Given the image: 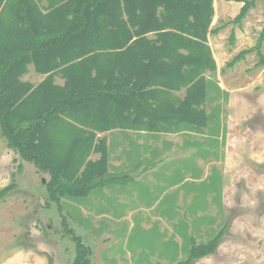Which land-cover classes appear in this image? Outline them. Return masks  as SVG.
Segmentation results:
<instances>
[{
	"label": "trees",
	"instance_id": "obj_1",
	"mask_svg": "<svg viewBox=\"0 0 264 264\" xmlns=\"http://www.w3.org/2000/svg\"><path fill=\"white\" fill-rule=\"evenodd\" d=\"M213 1L0 0V136L48 176L44 187L52 203L60 208L63 198H84L123 179L108 173L105 138L79 135L64 119L95 132L206 127L204 73L216 70L207 38L220 31L211 28ZM228 1L243 3L234 24L256 2L264 5ZM263 40L264 26L255 47L260 65ZM251 51L239 52L228 67ZM30 66L45 76L37 85L22 80ZM56 78L63 84H55ZM181 89L179 99L173 92ZM184 117L190 120L181 122ZM93 153L99 159L89 160ZM13 188L1 189L0 200ZM227 228L207 243L192 238L187 257L177 264L214 254ZM66 230L75 244L72 264H91V249Z\"/></svg>",
	"mask_w": 264,
	"mask_h": 264
},
{
	"label": "rangeland",
	"instance_id": "obj_2",
	"mask_svg": "<svg viewBox=\"0 0 264 264\" xmlns=\"http://www.w3.org/2000/svg\"><path fill=\"white\" fill-rule=\"evenodd\" d=\"M230 4L236 8V2ZM235 8L230 9L232 16L236 14L233 18L224 17V25L228 27L214 43L221 69L217 74L231 98L236 100L239 96L241 111L231 113L232 105L233 108L224 111L231 117L225 123L229 134L225 166L211 171L197 191L199 194L191 198L186 195L185 202L173 203V213L179 218L165 221L175 233L169 234L167 227L160 224L152 230L145 229L140 223L142 219L136 216L142 212L132 219L125 218L127 207L136 204L122 202L123 193L117 190L110 197L99 195L101 189H97L94 195L84 198H63L59 208L49 200L44 187L48 176L21 160L0 136V190L15 186L0 200V264H72L75 244L66 228L91 249V264H162L158 261L162 252L157 251L161 237L165 232L171 242L175 241L180 229L185 242L175 256L180 262L187 257L192 238L197 244L207 243L226 224L227 231L216 252L195 264H264V65L259 64L261 57L255 49L264 26V5L256 2L241 22L242 28L232 23L239 13ZM222 25L218 21L212 26L215 29ZM239 28L237 43L235 38L231 42V36ZM244 50L252 51L229 68L228 64ZM260 52L264 56V40ZM31 68V73L22 80L37 85L45 77L32 73ZM55 81L63 82L60 78ZM221 106L223 109L222 103ZM213 110L207 131L217 134L221 114L220 109ZM205 141L214 143V137ZM119 150H124L123 146ZM212 154V159H216L217 151L212 150ZM200 210L203 211L200 214L194 212ZM122 215L124 218H118ZM203 232L206 233L200 234ZM175 250L173 246L166 253L174 256Z\"/></svg>",
	"mask_w": 264,
	"mask_h": 264
},
{
	"label": "crops",
	"instance_id": "obj_3",
	"mask_svg": "<svg viewBox=\"0 0 264 264\" xmlns=\"http://www.w3.org/2000/svg\"><path fill=\"white\" fill-rule=\"evenodd\" d=\"M230 2L231 1L226 0L213 1L215 14L212 25L218 21H222L223 25L220 27V31L217 34H209L207 38V44L211 49L212 57L216 63V70L215 72L206 71L204 73L207 95L205 103L201 107L205 110L208 120L206 127H203L201 131L185 129L178 132H155L117 128L105 132H95L84 125L69 119H64L66 122L76 126L75 128H71L79 135H82V132H92L96 134V138H105L108 153V173L111 175H120L123 179L121 183H114L107 187L99 188L101 189L99 195L103 193L110 197L116 190L121 191L124 196L122 197L123 199H121L122 202L126 203L130 201L136 204L134 207H127L128 214L125 218L128 217V219H132L135 214H140L142 212L140 216H136L142 219L140 223L145 229L152 230L157 227L158 224H160V226H166L168 229L165 220L179 218V215H174L173 213V203L185 202L184 197L186 195L191 198L199 194L197 191L211 176V171L225 166V162H227L225 150H228L229 134L226 124L227 120L231 117L226 115L224 111L228 110L232 105L234 108L231 106L233 108L231 113L237 114L241 111V103L237 100L239 96L236 97V100L231 98V94H229L230 92L225 87L224 81L217 74V72H221V69L220 63L217 58H215L218 50L214 41H218L221 37L222 30L228 27V25H224V21H226L224 17L233 18L236 15L232 16V13H230V9L232 7L235 8ZM223 3H228L229 6ZM236 4L234 11L239 12L242 3L236 2ZM216 6L217 8H215ZM212 25L211 28L214 27ZM242 25L243 23L237 26L241 27ZM240 32V28L235 31V36L233 34L231 42H234L235 38V42L237 43ZM148 36L153 37V35ZM31 69L33 70V67ZM28 73H31V70ZM217 75L218 77H216ZM60 81L63 80L60 79ZM55 84L62 85L63 82L58 84L55 81ZM184 93L185 89L173 92L174 96L179 99L184 97ZM234 101L238 102L232 104ZM221 103L223 104V109ZM213 108L215 110L217 108L220 109L221 114L219 120L221 125L217 134H211L207 131L210 115L214 111ZM232 119L237 120L236 117H232ZM189 120L190 117L180 119V121L184 123ZM183 128H185V126L181 125L180 129ZM209 136L214 137V143L205 141ZM121 146H123L124 150H119ZM139 146L142 148L140 149ZM212 150H216L218 153L216 159H212ZM222 152L225 153H223L224 160L221 159ZM97 159H99V154L93 153L89 156V160L91 161ZM219 171L221 173L224 172L222 169ZM185 181L186 183H184ZM187 183H189L188 186H186ZM110 186H112V188H109ZM108 190H110L111 193H109ZM96 191L97 190L91 194L94 195ZM180 194L181 197L179 198ZM225 197L226 196H224V198ZM168 204H171L170 208L167 207ZM194 212L200 214L203 211ZM120 217L122 218L123 215L118 218ZM210 225H212V222ZM129 227H131V224ZM168 232L169 234L175 233L170 231V229H168ZM204 233L206 232L200 234ZM180 235L179 229V231H176V240L171 242V240L167 238L168 235L164 232V236L161 237L157 248V251L162 252L158 254V261L162 262V264H177L178 259H176L175 256H178L180 249L185 243ZM173 246L176 248V255L174 256L172 255L173 253H166V251H168L170 247L173 248ZM127 254L130 259L133 258L131 253L129 254V252H127Z\"/></svg>",
	"mask_w": 264,
	"mask_h": 264
}]
</instances>
